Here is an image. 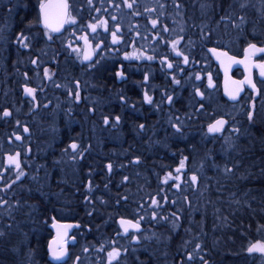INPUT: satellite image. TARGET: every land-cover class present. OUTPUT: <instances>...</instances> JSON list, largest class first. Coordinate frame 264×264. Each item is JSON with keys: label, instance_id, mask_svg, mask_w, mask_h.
<instances>
[{"label": "flooded vegetation", "instance_id": "obj_1", "mask_svg": "<svg viewBox=\"0 0 264 264\" xmlns=\"http://www.w3.org/2000/svg\"><path fill=\"white\" fill-rule=\"evenodd\" d=\"M47 1L0 0V239L26 241L32 233L43 239L41 255L25 243L13 250L22 257L19 264L40 256L43 264H109L114 248L120 255L111 264H177L176 257L191 264L189 257L221 255L224 199L234 198L236 178L246 174L264 129L258 67L264 52L246 56L249 44L264 47V25L234 10L213 9L212 0H112L120 5L123 24L93 32L89 25L105 20L101 2L84 0L77 9L68 0L66 24L57 32L42 20ZM86 45L94 55L90 61L83 59ZM214 49L245 60L231 65L228 58L222 65ZM25 87L36 90L35 98ZM5 110L11 114L4 116ZM221 119L224 128L209 132ZM38 135L43 159L52 152L60 158L68 145L72 153L66 158L94 165L110 159L117 145L121 199L51 201L57 216L49 217L33 209L38 203L10 200L18 171L30 167V145ZM22 148L27 161L17 169L7 158ZM247 173L252 176L254 168ZM90 175L92 170L89 182ZM122 218L138 221L139 229L124 232ZM54 221L70 225L52 248L66 249L59 260L49 249L57 238Z\"/></svg>", "mask_w": 264, "mask_h": 264}, {"label": "trees", "instance_id": "obj_2", "mask_svg": "<svg viewBox=\"0 0 264 264\" xmlns=\"http://www.w3.org/2000/svg\"><path fill=\"white\" fill-rule=\"evenodd\" d=\"M213 9L234 10L247 18H255L256 25H264V0H212ZM226 13H223L225 15ZM259 139L264 140V129H260ZM30 167L24 168V175L16 178L15 197L10 200L30 201L38 203L33 209L46 213V217L54 214L55 208L51 201H105L120 200L119 186L122 184L123 160L119 158L117 145L112 146V156L107 160H96L92 165L91 159L72 160L66 158V153H72L65 145L63 155L59 158L55 153L42 158L44 145L38 137L33 138L30 145ZM21 165L24 167L27 155L24 148L20 151ZM237 179L238 191L234 198H225L223 203V234L221 255L207 257H191V264H264V254H246L248 244L256 239L264 240V143L254 147L252 162ZM112 167L109 170L108 165ZM131 162H128L130 167ZM252 167L254 173L251 176ZM92 170L94 175H90ZM47 177V179H46ZM112 189V190H111ZM245 190V191H244ZM238 196V199L235 198ZM33 206V205H32ZM80 210L83 205L77 206ZM75 208V207H73ZM45 215V214H43ZM85 214H80L84 216ZM41 216V215H39ZM19 242L14 237L0 239V264H19L22 257L13 250V243ZM43 239L32 233L25 242L33 251L40 253ZM209 243V242H208ZM38 253V254H39ZM41 257H32L31 261L40 260ZM177 264H186L183 257H176ZM147 264V263H146ZM152 264V263H151Z\"/></svg>", "mask_w": 264, "mask_h": 264}, {"label": "snow or ice", "instance_id": "obj_3", "mask_svg": "<svg viewBox=\"0 0 264 264\" xmlns=\"http://www.w3.org/2000/svg\"><path fill=\"white\" fill-rule=\"evenodd\" d=\"M89 2H91V0H89ZM127 6H128L129 8H132V7H133V5H132L131 3H129ZM41 7H42V8H45L44 5H41ZM59 7H60V9H61V15H63V10L67 9V4H66V3H63V4H61ZM97 11H99V10H97ZM113 19H115V17H113ZM241 19H243V18H241ZM44 23H45V26H46L47 28H49L51 31H57V32H58L59 29H60V26H61L62 23H63V20L61 19V20L59 21V23H58L56 26H53V25L49 22V14H48V11L45 9ZM156 24H157V20H152V25L155 26ZM98 26H103V27L106 28V26H107V21H106V20H103V21H100L99 24H90V25H89V27L92 29L93 32L96 31V29H97ZM165 31H167V28H165ZM21 35H23V34H21ZM112 37H113V40H116V39H117V33H116V31H113V32H112ZM23 38H24V39H27L26 37H23ZM50 38H51V37H49V39H50ZM171 43H172V48L175 49L176 46H177V44L179 43V40H174V41H172ZM27 46H28V45H25V47H27ZM213 51H215V49H214ZM247 52H248V56L250 57L251 55L255 54L256 52H264V47H257L256 44H249V45H248V50H247ZM176 54H177L178 56H182V57H183V61H184L185 64L188 63V61H189V57H188V56H185L182 52H177ZM223 55H227V54H226V53H223ZM84 58H85V59H89L90 57H89L88 55H85ZM147 59L150 60V59H152V57H151V56H148ZM166 59H167V58L165 57V60H166ZM162 62H163V61H162ZM33 63H35V61H33ZM167 66H168L169 68H172L173 65H172L171 62H168V65H167ZM258 67L261 69V75L264 76V64H260V65H258ZM25 75H26V74H25ZM45 75H48V71H47V70H45ZM121 75H122V73H121ZM145 79H147V77H145ZM196 79H200V77L197 76ZM176 83L178 84L179 81H176ZM209 83L211 84V77H210V76H209ZM248 83L251 84L252 88H255V84H252L250 78H249V80H248ZM77 84H78V82H77ZM35 91H36V90L33 89V88L25 87V92L28 93V94H30V95H32L33 98H35ZM197 92H198L199 95L203 96V93H202V92H199L198 89H197ZM79 98H80V97H79V94L77 93V94H76V99L78 100ZM145 99L148 100L149 102H151V97L147 96V94H145ZM168 100H169V102H171L172 97L169 96V97H168ZM201 107H203V106H201ZM3 114H4V116H9L11 113H10L8 110H5ZM249 118L251 119V116H250ZM115 120H116L117 122H119L120 117H119V116L115 117ZM108 122H109V121H108V117H105V118H104V123L107 124ZM17 123H19V122H17ZM225 123H226V121H224V120H222V119H221V120H216L215 123L210 124V125L208 126V131H209V132H219V131L222 130L223 125H224ZM139 127H140V128H143L144 125L141 124V125H139ZM175 127H176V130L179 132V131H180L179 126L176 125ZM24 131H28V129L25 127V128H24ZM16 138H17V139H20V137H16ZM71 147H72L73 149H76V148H77V145H76L75 143H73V144L71 145ZM19 156H20V153L17 152V153H15L14 155H11V154L8 155V158H7V159H8V163L11 164V165H14L17 169H20V168H21V163H20V160H19ZM136 162H139V158H137V161H136ZM111 167H112V165L109 164V165H108L109 170L111 169ZM183 167H184V163H183V161H181L180 168H183ZM179 170H180V169L178 168L177 171H179ZM23 175H24V172H23V171H18V173H17V179H19V178H20L21 176H23ZM125 179H127V177H125ZM191 179H192L193 181H196L197 177H196L195 175H193V176L191 177ZM5 203H7V202L5 201ZM153 203H156V201H153ZM120 224H121V226L123 227L124 232H128V230H129L130 227H131V228L139 229V226H140L138 221L135 222V223H133L131 220H125V219H123V218L120 220ZM197 247H199V245H197ZM256 250H258V251H260V252H264V243H259V242H258V243L253 244L251 247L248 248V251H249V252L256 251ZM66 254H67L66 249H62V250H55V249H53V251H52V255H53V257H55L57 260L63 258ZM119 255H120L119 250H118V249H115V248H114L111 252H109V253H108V256H109V264H111V261H112L113 259H115L116 257H118ZM189 259H191V257H189Z\"/></svg>", "mask_w": 264, "mask_h": 264}, {"label": "water", "instance_id": "obj_4", "mask_svg": "<svg viewBox=\"0 0 264 264\" xmlns=\"http://www.w3.org/2000/svg\"><path fill=\"white\" fill-rule=\"evenodd\" d=\"M63 3H66L67 4V9L63 10V15H61V13L58 14L56 10H59L60 9L59 6L61 4H63ZM44 6H45V8H42V20H43V23H44L45 9H46L48 11V14H49V22L53 26H56L61 19L63 20V23H62V25L60 26V29H59V31H61L64 28V26L66 24L67 17H68V12H69V3H68V0H48L44 4ZM50 10H52V12H50ZM257 47H260V46L257 45ZM247 50H248V48L246 49V56H248ZM259 53H262V52H256L254 55H257ZM226 54L227 55H223L222 52L214 51L215 60L217 62L221 63L222 65L226 64V61H227L228 58H231V60L233 61L231 63V65H235V64L242 65V61L245 60L244 58L243 59H239L237 57H234V56L230 55L229 53H226ZM85 55H88L90 58L89 59L83 58L84 60L90 61V60L93 59V56H94L93 55V52L88 47V45H86L85 48H84L83 57H85ZM225 125H226V123L223 125V128H224ZM52 228H53V230L57 234V238L55 240L51 241L50 246H49V249L51 251V257L54 258L53 255H52V248H53L54 244H56V241L57 240H60L62 238L61 232L63 230H65L66 228L67 229L70 228V225L69 224H66V223H61V222H58V221H54L53 224H52ZM258 242L259 243H263L261 240H256L252 244H250L249 247H251L253 244H256ZM248 248L246 250V252L248 254H252V253H255V252H257V253H264V252H260L258 250L249 252L248 251Z\"/></svg>", "mask_w": 264, "mask_h": 264}, {"label": "rangeland", "instance_id": "obj_5", "mask_svg": "<svg viewBox=\"0 0 264 264\" xmlns=\"http://www.w3.org/2000/svg\"><path fill=\"white\" fill-rule=\"evenodd\" d=\"M73 1L75 4V7L78 9V7H82L80 5L83 3L84 0H73ZM99 1L101 2V6L106 9L105 13H104V11H100V12L102 14L104 13L107 16V17L104 16V19L107 21L108 24H111V25H113L115 23L116 24H121V23L123 24V14H122V10H121L118 2L114 3L112 0H99ZM117 3H118V5H116ZM113 17H115V19H113ZM91 33H92V31H90V34ZM110 57L112 60H114V58H115L114 55H111ZM258 141L261 144L263 140L259 139ZM12 245L15 248H19V245H18V243L16 244V241Z\"/></svg>", "mask_w": 264, "mask_h": 264}, {"label": "bare ground", "instance_id": "obj_6", "mask_svg": "<svg viewBox=\"0 0 264 264\" xmlns=\"http://www.w3.org/2000/svg\"><path fill=\"white\" fill-rule=\"evenodd\" d=\"M38 138H39V135L37 136ZM18 241H20V239L19 238H16ZM28 239H26V241H27ZM26 241H20V242H18V245H20V243H25ZM209 243H208V245H210L211 243H214V241H212V240H209L208 241ZM39 253V252H38ZM42 254V252L40 251V253L38 254V255H41ZM41 257V256H40ZM40 259H42V257L40 258ZM20 262H22V260L20 261ZM32 264H43V262H41L40 260H34V261H32Z\"/></svg>", "mask_w": 264, "mask_h": 264}]
</instances>
